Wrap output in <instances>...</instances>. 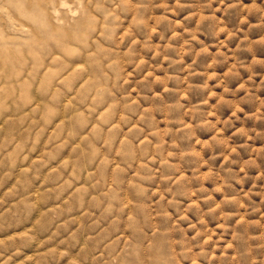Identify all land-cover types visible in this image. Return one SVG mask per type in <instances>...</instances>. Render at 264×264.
Listing matches in <instances>:
<instances>
[{
  "label": "rangeland",
  "instance_id": "1",
  "mask_svg": "<svg viewBox=\"0 0 264 264\" xmlns=\"http://www.w3.org/2000/svg\"><path fill=\"white\" fill-rule=\"evenodd\" d=\"M0 264H264V0H0Z\"/></svg>",
  "mask_w": 264,
  "mask_h": 264
}]
</instances>
